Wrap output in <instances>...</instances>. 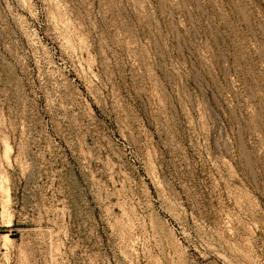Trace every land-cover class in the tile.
<instances>
[{
    "label": "rangeland",
    "instance_id": "obj_1",
    "mask_svg": "<svg viewBox=\"0 0 264 264\" xmlns=\"http://www.w3.org/2000/svg\"><path fill=\"white\" fill-rule=\"evenodd\" d=\"M0 264H264V0H0Z\"/></svg>",
    "mask_w": 264,
    "mask_h": 264
},
{
    "label": "built area",
    "instance_id": "obj_2",
    "mask_svg": "<svg viewBox=\"0 0 264 264\" xmlns=\"http://www.w3.org/2000/svg\"><path fill=\"white\" fill-rule=\"evenodd\" d=\"M1 241V240H0Z\"/></svg>",
    "mask_w": 264,
    "mask_h": 264
}]
</instances>
